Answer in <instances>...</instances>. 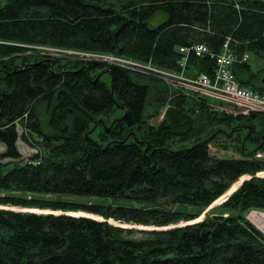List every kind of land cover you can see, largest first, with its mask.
Returning <instances> with one entry per match:
<instances>
[{
  "label": "trees",
  "instance_id": "trees-1",
  "mask_svg": "<svg viewBox=\"0 0 264 264\" xmlns=\"http://www.w3.org/2000/svg\"><path fill=\"white\" fill-rule=\"evenodd\" d=\"M157 16L166 20L150 27ZM228 40L240 86L264 95V68L252 62L264 61L263 0H0L10 161L0 163V264H264V234L247 219L264 213V114L235 116L151 73L45 52L179 74L180 50L204 45L208 54L188 60L193 78L213 75L210 54ZM19 140L32 160H20Z\"/></svg>",
  "mask_w": 264,
  "mask_h": 264
},
{
  "label": "built area",
  "instance_id": "built-area-1",
  "mask_svg": "<svg viewBox=\"0 0 264 264\" xmlns=\"http://www.w3.org/2000/svg\"><path fill=\"white\" fill-rule=\"evenodd\" d=\"M183 54L181 60L182 72L179 74L153 68L150 65H141L132 61H126L116 57L109 56H79L85 60L101 61L125 68L139 70L151 73L163 79L168 85L174 88H182L186 92L202 93L205 97L211 99L217 104L220 110L229 114L249 116L252 113L264 114V95L256 94L250 90L242 88L235 76L234 67L238 62L237 56L230 47L228 40L220 54H210L211 59L215 61L213 75L201 74L193 78L185 75L186 67L190 56L201 57L208 54V48L204 45L193 46L191 48H182ZM71 56L73 55L70 53ZM84 57V58H83ZM249 56H244L242 61H247ZM223 105H219V104ZM260 157V155L258 156Z\"/></svg>",
  "mask_w": 264,
  "mask_h": 264
},
{
  "label": "rangeland",
  "instance_id": "rangeland-1",
  "mask_svg": "<svg viewBox=\"0 0 264 264\" xmlns=\"http://www.w3.org/2000/svg\"><path fill=\"white\" fill-rule=\"evenodd\" d=\"M264 1V0H263ZM166 20V17L165 16H157L155 19H153L151 22H150V27H152V28H155V27H158L162 22H164ZM43 50V49H42ZM45 52H49V53H51L52 55H54V54H56V53H59V54H67V55H70V53L71 54H73V55H78V56H88V57H90V56H93V55H95V54H90V53H84V52H75V51H72V52H70V51H62V50H55V49H48V50H46ZM248 56V55H247ZM84 58V57H83ZM253 64L255 65V69L256 70H260V69H262V68H264V61H259V60H254L253 59ZM104 80L106 81V82H110V80H109V77H107V76H105L104 77ZM191 92V91H190ZM194 93H196V92H194ZM201 96H204L202 93H199ZM163 100H166L167 101V99L166 98H163ZM218 109H219V107H217ZM220 110V109H219ZM164 118V112L161 114V116L158 118V119H155V120H153V121H151V124H153V125H158V123L162 120ZM97 127V125L94 127V128H96ZM18 150H19V152H20V154H21V159L20 160H22V162H28V161H30V160H32L33 159V157L36 155V153H37V151L36 150H34V149H32V148H30L29 146H27L23 141H21V140H19V143H18ZM5 151V147L3 146V145H1L0 144V163H6V162H10L9 160H2L1 159V155H2V153ZM211 152H212V154L213 155H215V156H217V157H238L237 155H235V154H233L232 152H224V151H221V150H217L216 148H214V147H212L211 148ZM260 155V157H258ZM257 158H260V159H264V154H262V153H260V154H258L257 155ZM12 168H14V164L12 163L11 165H10V168L9 169H12ZM259 177H262V178H264V172H262V173H260L259 174ZM247 179H249V177H246V180ZM245 180V179H244ZM241 182H242V180L239 182V183H237L236 185H234L233 187V189H232V191L231 192H233V191H235V190H237L238 189V187L241 185ZM230 192V193H231ZM230 193H228V194H230ZM226 196V195H225ZM224 196V197H225ZM223 197V198H224ZM54 198V197H53ZM223 198H221L220 200H222L223 201ZM77 198H67L66 200H69V201H73V200H76ZM79 199V198H78ZM222 201L221 202H217L212 208H210L209 210H211V209H213L214 207H216V206H219V205H221V204H223L222 203ZM13 210H17V211H24V212H34V213H39V214H41V213H44V214H48V213H52L50 210H43V211H40V210H37V209H30V210H23V209H13ZM209 210H207L206 212H208ZM255 213H260V214H264V213H261V212H256V211H254ZM253 212H251L248 216H250L251 214H252ZM56 215H60V214H62V212H58V213H55ZM66 215H69V216H76V217H79V216H86V217H90V218H93V219H96V220H99V221H103L104 219L102 218V217H100V216H97V215H89V214H86V213H83V212H78V213H71V212H68V213H65ZM204 218V216L202 217V218H200L199 220H197L196 222H199V221H201L202 219ZM251 222V221H250ZM109 223L110 224H113V225H115V226H120V227H126V228H132V227H136L137 228V230H150V229H152V228H146V227H142V226H132V225H123V224H120V223H117V222H115V221H113V220H111V221H109ZM194 223V222H193ZM256 228H258L263 234H264V231H262L257 225H255L253 222H251ZM135 229V228H134ZM135 238L136 239H138V238H141V235H136L135 236Z\"/></svg>",
  "mask_w": 264,
  "mask_h": 264
},
{
  "label": "bare ground",
  "instance_id": "bare-ground-1",
  "mask_svg": "<svg viewBox=\"0 0 264 264\" xmlns=\"http://www.w3.org/2000/svg\"><path fill=\"white\" fill-rule=\"evenodd\" d=\"M251 222L257 225L262 231H264V214L253 212L249 216Z\"/></svg>",
  "mask_w": 264,
  "mask_h": 264
},
{
  "label": "water",
  "instance_id": "water-1",
  "mask_svg": "<svg viewBox=\"0 0 264 264\" xmlns=\"http://www.w3.org/2000/svg\"><path fill=\"white\" fill-rule=\"evenodd\" d=\"M110 129H111V127L108 128V131H110ZM245 180H246V179H245ZM245 180L243 179L242 182H241V184H242ZM235 191H236V190H235ZM233 192H234V191H233ZM233 192H231L230 194H227V195L223 198L222 203L226 202V201L228 200L229 196H230ZM213 206H214V205H213ZM213 206H212V207H213ZM212 207H210V208H212ZM210 208H209V209H210ZM209 209H208V210H209ZM73 217H76V216H73ZM79 217H86V216H79ZM87 218H90V217H87ZM247 219H248L249 221H251L250 218H249V216L247 217ZM124 228H126V227H124ZM132 228L137 229L136 227H132ZM129 229H131V228H129Z\"/></svg>",
  "mask_w": 264,
  "mask_h": 264
}]
</instances>
